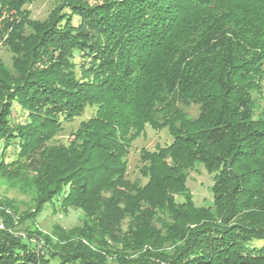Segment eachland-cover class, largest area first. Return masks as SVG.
I'll use <instances>...</instances> for the list:
<instances>
[{
	"label": "trees",
	"instance_id": "1",
	"mask_svg": "<svg viewBox=\"0 0 264 264\" xmlns=\"http://www.w3.org/2000/svg\"><path fill=\"white\" fill-rule=\"evenodd\" d=\"M33 1L0 0V179L35 194L0 199V264H264V0H60L45 21ZM147 127L173 141L141 151L143 185L128 157ZM197 165L213 207L190 196ZM47 207L82 226L53 243Z\"/></svg>",
	"mask_w": 264,
	"mask_h": 264
},
{
	"label": "rangeland",
	"instance_id": "2",
	"mask_svg": "<svg viewBox=\"0 0 264 264\" xmlns=\"http://www.w3.org/2000/svg\"><path fill=\"white\" fill-rule=\"evenodd\" d=\"M60 3V0H34L24 6L23 10L30 16L31 20L45 21L52 13L54 8ZM4 35V38L2 37ZM6 36L2 31V20H0V60L4 63L7 69L12 70V58L13 55L8 50L5 44ZM255 97V113L260 115L264 112V79L261 85V92L256 93ZM192 117H196L198 114L197 108L193 107L189 111ZM23 113L15 104L14 118L15 120H22ZM94 115V109L88 108L85 115L75 121L65 125L64 132L59 134L54 145H68L72 140V133L75 132L82 121L90 119ZM173 141L172 136L167 129L162 131H155L150 127H147L146 131L137 138L133 143L128 157L129 161V179L132 181L139 180L143 185L147 183V179L143 178L140 173V155L142 150L154 151L157 146H165L171 144ZM214 185L213 175L209 173L202 165H197L194 171L188 173L187 187L192 197V201L197 207H213L214 197L212 187ZM6 198L15 201L21 211L33 210L35 207V194L29 191H19L18 188L14 189L10 183L5 179H0V199ZM183 199V198H182ZM83 220V214L71 209L69 212L54 213L50 207H47L37 220L39 231L45 236L48 235L53 243L57 242L53 232L57 228L70 231L75 227H81ZM129 221L126 220L123 224V231L128 228ZM258 245L264 244V242H257Z\"/></svg>",
	"mask_w": 264,
	"mask_h": 264
}]
</instances>
